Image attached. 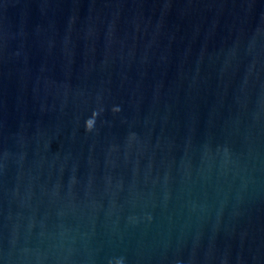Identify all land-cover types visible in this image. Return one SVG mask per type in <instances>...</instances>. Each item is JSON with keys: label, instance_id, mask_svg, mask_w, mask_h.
<instances>
[{"label": "water", "instance_id": "water-1", "mask_svg": "<svg viewBox=\"0 0 264 264\" xmlns=\"http://www.w3.org/2000/svg\"><path fill=\"white\" fill-rule=\"evenodd\" d=\"M0 264H264V0H0Z\"/></svg>", "mask_w": 264, "mask_h": 264}, {"label": "clouds", "instance_id": "clouds-1", "mask_svg": "<svg viewBox=\"0 0 264 264\" xmlns=\"http://www.w3.org/2000/svg\"><path fill=\"white\" fill-rule=\"evenodd\" d=\"M115 111H119V108L115 109ZM93 125H94V120H88L87 121L88 130H91L93 128Z\"/></svg>", "mask_w": 264, "mask_h": 264}]
</instances>
